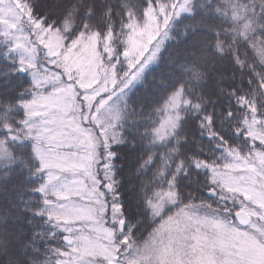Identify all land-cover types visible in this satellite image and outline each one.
<instances>
[{"label": "snow or ice", "instance_id": "1", "mask_svg": "<svg viewBox=\"0 0 264 264\" xmlns=\"http://www.w3.org/2000/svg\"><path fill=\"white\" fill-rule=\"evenodd\" d=\"M0 264H264V0H0Z\"/></svg>", "mask_w": 264, "mask_h": 264}]
</instances>
